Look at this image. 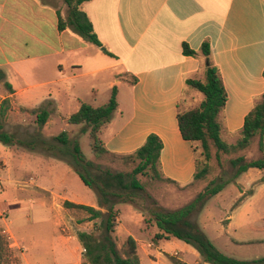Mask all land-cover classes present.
Segmentation results:
<instances>
[{"label": "crops", "instance_id": "obj_1", "mask_svg": "<svg viewBox=\"0 0 264 264\" xmlns=\"http://www.w3.org/2000/svg\"><path fill=\"white\" fill-rule=\"evenodd\" d=\"M81 10L104 49L115 57L104 50V58L83 56L91 43L69 28H58L59 14L63 19L68 15L60 0H0V70L2 84L12 88L2 99L9 98L13 108L34 110L47 102L53 108L64 96L75 98L68 85L84 67L91 68L86 74L129 79L128 108L118 102L103 130L106 149L131 154L155 134L163 142L160 166L165 178L180 186L191 184L195 153L193 144L179 131L177 105L183 96L189 108L203 101L204 96L185 80L201 78L205 61L185 56L182 45L187 43L199 52L209 42L212 62L228 93L226 132L239 135L245 117L264 94V0H92ZM62 84L66 87L61 88ZM114 84L112 80L108 86ZM34 161L36 168L51 170L48 162ZM51 173L58 175H50L56 185L46 189L51 194L66 191L61 173L69 175L68 168H54ZM65 201L98 208L97 199ZM73 264H83L82 257H76Z\"/></svg>", "mask_w": 264, "mask_h": 264}, {"label": "rangeland", "instance_id": "obj_2", "mask_svg": "<svg viewBox=\"0 0 264 264\" xmlns=\"http://www.w3.org/2000/svg\"><path fill=\"white\" fill-rule=\"evenodd\" d=\"M104 47L89 44V49L82 54L104 58L101 51ZM87 71H91V68L84 67L78 71L79 78L69 82L70 91L75 92L74 99L69 100L64 96L60 102L53 104V108L48 102L42 106L51 110L42 135L50 139L68 132L71 140H79L84 156L98 169L131 175L136 163L119 155L95 157L88 133L81 132L82 126L69 125L67 122V118L79 110L82 102L94 107L107 104L112 94V88L108 85L112 80L118 89L120 106L124 109L129 106V79L125 81L123 77L115 75L104 78V73L86 74ZM2 83L0 81V107L2 95L7 93V87ZM60 87L65 88L66 84ZM2 123L6 132L22 140L29 139L38 130L36 117L31 110L18 106L13 108L12 104L7 108ZM239 138V135H222V139L230 145H235ZM258 143L259 137L255 136L248 149L229 155L220 153L218 158L212 146L211 174L205 181L191 185L180 186L151 179L148 175H132L143 186V190H131L126 203L118 207L121 220L116 233L118 247L125 251L127 238L131 235L136 239L141 264H173L174 259L186 264H206L194 248L182 241L171 239L155 243L153 238L158 230L152 221L151 211L157 208L172 211L184 207L218 176L232 180L235 173L231 165L233 159L242 156L246 160H255L264 156V150L259 149ZM199 152H202L201 149ZM37 159L51 164V170L68 168L69 175L61 173L66 191L58 188V194H51L46 189L56 185L54 176L58 175L52 174L48 167L36 168L34 160ZM89 176L94 177L95 173ZM240 176L207 202L196 221L222 253L238 260L252 261L264 258L263 172L253 169L249 174ZM127 180H131V177H127ZM67 198L82 203L97 199L95 193L62 160L46 152L31 151L16 143L11 146L0 143V231L8 241L5 264H73L76 257H82L83 264H86L78 234L93 232L94 223H80L87 215L65 209L63 204ZM44 206L53 207V211Z\"/></svg>", "mask_w": 264, "mask_h": 264}, {"label": "trees", "instance_id": "obj_3", "mask_svg": "<svg viewBox=\"0 0 264 264\" xmlns=\"http://www.w3.org/2000/svg\"><path fill=\"white\" fill-rule=\"evenodd\" d=\"M66 6L68 15L63 19L59 14L58 28L60 31L71 29L85 42L98 47L103 44L93 29L92 22L87 14L81 10V6L92 0H60ZM183 54L194 58H204V70L201 78H188L185 84L204 96L199 106L189 108L186 106L184 96L177 105V121L179 131L185 141L193 144L195 153L196 172L193 183L205 181L211 174L210 161L212 159L211 147L216 149V157L219 154L229 155L232 152L244 151L249 148L253 137H259V149L264 150V94L256 103L253 110L245 117L237 143L230 145L222 139V135H229L225 128L224 110L228 101V93L223 84L220 70L211 59L209 42L202 44L199 52L190 48L187 43L182 45ZM104 53L115 57L108 50ZM264 77V72H263ZM4 79V73L0 70V81ZM7 90L12 91L10 84H4ZM118 89L112 88V94L107 104L94 107L87 103H81L77 112L69 116V125L82 126L81 132L88 133L93 155L100 158L105 155L118 156L119 154L108 151L102 139L103 130L111 122L118 108ZM9 98L2 100L0 111V143L5 146L19 144L31 151H42L56 157L78 175L85 186L90 188L97 197L98 208L85 204H76L65 201L63 206L67 210L83 212L87 215L81 222H93V232H81L78 234L79 242L85 249L84 258L86 264H141L137 251V242L133 236H128L126 250L118 247L116 233L121 224L119 206L126 203L131 190H143V186L132 175H148L151 179L164 180L173 184L176 182L165 178L161 171L160 155L163 142L159 136L151 134L145 144L131 154L119 155L131 163H136L132 174L112 173L102 171L84 156L78 139H70L68 132L52 138H44L42 130L50 119L51 110L48 107H40L31 110L36 117L38 130L29 139H17L14 135L4 130L2 120L10 107ZM51 106V103L48 104ZM201 149L202 152H199ZM201 156V157H200ZM203 158V160L201 159ZM235 169L232 180H225L222 176L210 181L197 196L182 208L168 211L157 208L151 211L152 221L157 228L153 241H169L176 239L194 248L206 264H264V258L242 261L229 257L222 253L210 241L204 231L198 225L196 218L202 212L207 202L223 191L225 186L237 179L250 169H258L263 172L264 181V156L255 160H246L238 157L231 161ZM95 173L91 177V173ZM151 172V174H150ZM131 177V180H127ZM190 184V185H191ZM179 185V184H178ZM130 199V197H129ZM132 202V200H130ZM99 221V224L98 222ZM98 233V234H97ZM8 241L0 231V264L7 261L6 252ZM173 264H186L179 260H173Z\"/></svg>", "mask_w": 264, "mask_h": 264}, {"label": "built area", "instance_id": "obj_4", "mask_svg": "<svg viewBox=\"0 0 264 264\" xmlns=\"http://www.w3.org/2000/svg\"><path fill=\"white\" fill-rule=\"evenodd\" d=\"M83 251L85 252V249Z\"/></svg>", "mask_w": 264, "mask_h": 264}, {"label": "water", "instance_id": "obj_5", "mask_svg": "<svg viewBox=\"0 0 264 264\" xmlns=\"http://www.w3.org/2000/svg\"><path fill=\"white\" fill-rule=\"evenodd\" d=\"M104 50V49H103Z\"/></svg>", "mask_w": 264, "mask_h": 264}]
</instances>
